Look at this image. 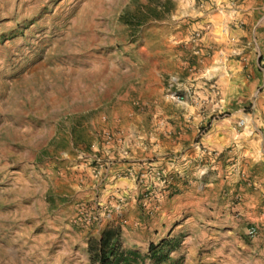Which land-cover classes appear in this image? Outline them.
Wrapping results in <instances>:
<instances>
[{
	"label": "rangeland",
	"instance_id": "obj_1",
	"mask_svg": "<svg viewBox=\"0 0 264 264\" xmlns=\"http://www.w3.org/2000/svg\"><path fill=\"white\" fill-rule=\"evenodd\" d=\"M240 1L0 0V264H90L88 240L107 225L141 252L181 236L171 256L184 264L186 212L148 237L137 225L143 245L126 246L127 189L114 182L134 181L138 222L151 221L177 184L214 172L222 153L202 136L254 130L235 70L252 67L264 6L243 14ZM147 6L159 17L132 22ZM149 164L165 169V192L139 179Z\"/></svg>",
	"mask_w": 264,
	"mask_h": 264
},
{
	"label": "crops",
	"instance_id": "obj_2",
	"mask_svg": "<svg viewBox=\"0 0 264 264\" xmlns=\"http://www.w3.org/2000/svg\"><path fill=\"white\" fill-rule=\"evenodd\" d=\"M262 1L241 0L239 9L243 14H256L258 5L264 6ZM254 3L257 6L254 7ZM253 30L249 40L253 43L252 67L244 68L245 65L238 62L235 76L241 95L252 102L249 120L254 130L237 134L230 130L227 134L210 132L202 136L203 144L217 154L222 153L221 157L210 159L214 161L211 165L214 172L201 177L193 175L194 180L183 186L177 184L176 193L152 209L156 216L151 221L142 217L143 221L138 222L136 215L140 211L135 204L134 181L128 177L118 178L114 185L127 189L124 215L129 222L122 228L121 236L126 246L143 245L142 237L134 232L137 225L141 234L148 237L176 215L186 212L184 222L177 226L187 228L186 237L182 247L173 254L183 255L184 264H264V239L258 236V229L264 230V13L255 21ZM240 34L244 33L240 30ZM249 69L250 79L244 76ZM248 164L254 167L251 174L246 173ZM246 179L248 188L244 186ZM108 190H104L102 197L105 203ZM108 204L112 205L113 200ZM245 223H249L247 227ZM249 226L257 228L252 238L247 235ZM240 233L246 235L247 242L235 238Z\"/></svg>",
	"mask_w": 264,
	"mask_h": 264
},
{
	"label": "trees",
	"instance_id": "obj_3",
	"mask_svg": "<svg viewBox=\"0 0 264 264\" xmlns=\"http://www.w3.org/2000/svg\"><path fill=\"white\" fill-rule=\"evenodd\" d=\"M169 2L165 0V5ZM152 17H159L158 12L147 6L146 11L136 14L132 22L142 24ZM120 234L119 226L107 225L97 236L91 237L87 246L90 264H182V257L171 256L181 246V236L169 233L157 242H149L146 251L141 252L137 248L123 247Z\"/></svg>",
	"mask_w": 264,
	"mask_h": 264
},
{
	"label": "built area",
	"instance_id": "obj_4",
	"mask_svg": "<svg viewBox=\"0 0 264 264\" xmlns=\"http://www.w3.org/2000/svg\"><path fill=\"white\" fill-rule=\"evenodd\" d=\"M132 172V171H130ZM133 173V172H132ZM130 173V175H132ZM98 173H96L97 175ZM139 179L149 181L148 185L157 189L158 192L163 193L168 188L169 179L167 177L165 169L159 166L149 164L145 166L141 171L137 173ZM257 234V228L255 226H249L247 229V235L254 237Z\"/></svg>",
	"mask_w": 264,
	"mask_h": 264
}]
</instances>
